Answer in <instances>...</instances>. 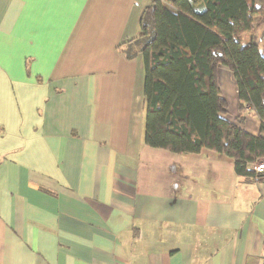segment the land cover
<instances>
[{"label": "crops", "instance_id": "crops-1", "mask_svg": "<svg viewBox=\"0 0 264 264\" xmlns=\"http://www.w3.org/2000/svg\"><path fill=\"white\" fill-rule=\"evenodd\" d=\"M151 1L0 0V264H264V180L143 143L121 50ZM218 86L257 136L225 67Z\"/></svg>", "mask_w": 264, "mask_h": 264}, {"label": "trees", "instance_id": "trees-1", "mask_svg": "<svg viewBox=\"0 0 264 264\" xmlns=\"http://www.w3.org/2000/svg\"><path fill=\"white\" fill-rule=\"evenodd\" d=\"M129 43L122 53L144 66V145L207 149L231 158L237 177L263 181L251 165L264 158V0H152ZM220 67L234 77L239 113L247 106L258 118L257 136L239 127L241 114L226 118Z\"/></svg>", "mask_w": 264, "mask_h": 264}, {"label": "built area", "instance_id": "built-area-1", "mask_svg": "<svg viewBox=\"0 0 264 264\" xmlns=\"http://www.w3.org/2000/svg\"><path fill=\"white\" fill-rule=\"evenodd\" d=\"M251 169L256 173H264V158L251 165Z\"/></svg>", "mask_w": 264, "mask_h": 264}, {"label": "rangeland", "instance_id": "rangeland-1", "mask_svg": "<svg viewBox=\"0 0 264 264\" xmlns=\"http://www.w3.org/2000/svg\"><path fill=\"white\" fill-rule=\"evenodd\" d=\"M243 37H244V42L245 43H247L249 41V39H250L249 34H245Z\"/></svg>", "mask_w": 264, "mask_h": 264}]
</instances>
